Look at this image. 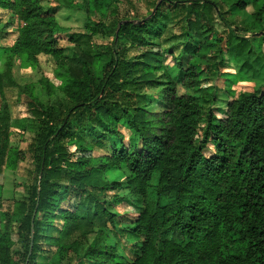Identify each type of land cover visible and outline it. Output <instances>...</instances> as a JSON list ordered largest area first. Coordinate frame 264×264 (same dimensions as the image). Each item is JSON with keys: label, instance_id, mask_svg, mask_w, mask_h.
<instances>
[{"label": "trees", "instance_id": "obj_1", "mask_svg": "<svg viewBox=\"0 0 264 264\" xmlns=\"http://www.w3.org/2000/svg\"><path fill=\"white\" fill-rule=\"evenodd\" d=\"M52 1L0 0L22 23L0 94L15 86L16 59L36 66L43 55L57 67L46 88L64 96L43 105L27 87L38 120L27 145L32 181L10 209L0 195V264H264V93L229 85L232 70L264 67V0ZM59 9L81 15L70 55L55 35ZM156 98L166 110L152 111ZM21 157L0 127V174ZM130 197L133 219L115 209ZM129 239L126 259L116 246Z\"/></svg>", "mask_w": 264, "mask_h": 264}, {"label": "rangeland", "instance_id": "obj_2", "mask_svg": "<svg viewBox=\"0 0 264 264\" xmlns=\"http://www.w3.org/2000/svg\"><path fill=\"white\" fill-rule=\"evenodd\" d=\"M42 4L45 7H52V9L55 7L52 0H42ZM137 8L139 15H143L145 11L144 8L140 5H138ZM120 9L121 13L124 14L127 9L126 4H121ZM251 12V7H248L245 13L242 12L240 14V20L235 25L239 28L245 26V23L250 21ZM66 16L67 14L63 10L59 9L57 11V17L59 19L58 22L61 26L55 31V35L58 38L60 45L64 48V53L66 55H70L73 44L69 42L68 35L73 32H81L83 29L81 15L71 14L68 17ZM93 19L90 20V23L94 22ZM21 25L22 23L17 19L12 11L0 8V31L7 32L4 37L0 36V72L4 67V56L7 53V48L13 44L17 36V28ZM237 32L240 35H250V33H244L241 31ZM97 41L100 44L110 43L111 36L106 38L99 37ZM261 52L264 56V44ZM186 58H188V56L184 55L185 60ZM164 65L173 78L178 80L179 74L174 71L172 61L169 57L165 60ZM56 69L57 67L54 62L50 58L43 55L39 57V65L36 66L24 65L19 59H16L12 66V79L15 86L4 89L0 94V127L4 125L8 127L9 145L16 148L19 153L23 155V158L21 157L18 159L17 166L14 170L5 169L0 174V195L2 197L1 202L3 209H10L14 200H22L25 198L29 184L32 181V177L30 175L32 163L30 155L27 151V145L38 129V120L30 113L28 103L32 101V98L30 97V90H27V87H30L31 93H33L37 100L43 105H55L58 101H62L64 96L59 88L57 86H51L50 92L46 88L45 84V79H51V81L55 84L58 83V80H56L54 76ZM232 71L235 75L233 74L231 79H233L234 76L235 81L229 80L231 91L237 93L241 90L250 89L255 85L260 93H264L263 66L259 68L257 72L253 73L245 71L242 68ZM178 82L179 80L177 83ZM207 84H215L217 87H222L223 85L220 79H208ZM152 92L153 91L150 90L146 91V93L150 95H152ZM179 92H184L182 87H179ZM219 97L224 99L227 95L226 93L221 92L219 93ZM166 109L167 105L159 98L153 100V112ZM220 114L221 112L218 113V115ZM207 151L208 150H205V153H207ZM101 153L102 151H98L97 149L93 151L94 157ZM109 178L115 179V174L111 173ZM130 199L131 201L135 200V197H130ZM129 201L126 200L119 205H115V209L120 212L121 216L133 219L139 212V204ZM12 219L14 223H17L19 222L20 217L15 216ZM110 238L113 239L111 235ZM6 241L12 249H17L21 238L17 235L16 231H11L6 236ZM132 241V239H129L128 241L120 240L116 246V254L120 257L128 259L129 256L126 253L124 246ZM88 243L92 245L93 242L91 238ZM81 259H86V257H82ZM92 261L93 260L90 259L85 260L83 264H91Z\"/></svg>", "mask_w": 264, "mask_h": 264}]
</instances>
